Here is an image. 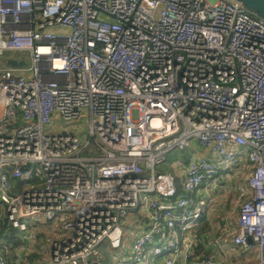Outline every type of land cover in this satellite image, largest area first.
Listing matches in <instances>:
<instances>
[{"label":"built area","instance_id":"2783aa9c","mask_svg":"<svg viewBox=\"0 0 264 264\" xmlns=\"http://www.w3.org/2000/svg\"><path fill=\"white\" fill-rule=\"evenodd\" d=\"M20 50L27 75L0 65L1 120L19 117L0 124V222L15 229L0 264L28 222L57 220L47 261L106 264L94 247H119L139 209L109 264H264L262 21L231 0H0V55ZM240 162L236 229L212 235L214 182Z\"/></svg>","mask_w":264,"mask_h":264},{"label":"rangeland","instance_id":"374dc122","mask_svg":"<svg viewBox=\"0 0 264 264\" xmlns=\"http://www.w3.org/2000/svg\"><path fill=\"white\" fill-rule=\"evenodd\" d=\"M54 30L65 31V28H55ZM4 54L21 56L26 64L28 63V51H5ZM2 58H0V64H3ZM3 66V65H1ZM192 147L186 146L182 149L174 147L170 149L166 154V159L154 165L156 171H172L173 161L180 160L185 161L186 157L191 153ZM226 176L217 177L214 182V193L221 194V202L223 203V210L225 214H235L237 209V200L244 195L245 183L244 173L246 169V163L240 162L236 166L228 168ZM213 183L209 181V187ZM205 195V192H202ZM231 204V205H230ZM228 209V210H227ZM207 213V217H208ZM142 215L143 212L139 209L136 212L129 213L122 217L123 220V234L121 236V244L119 247L111 248L108 245L107 239H102L95 247L94 250L99 255V259L106 264H109L113 257L117 256L131 244L132 233L135 229L142 227ZM60 226V221L57 220L54 223L50 221L44 222H28L27 229L25 231H17L18 237L14 241V246L11 248L8 259L9 264H45L44 260L47 257L46 251L51 236L54 232H57ZM245 255L239 254V258L236 263L243 262ZM240 259V260H239ZM46 264H54L51 261H47Z\"/></svg>","mask_w":264,"mask_h":264},{"label":"crops","instance_id":"0c3cea01","mask_svg":"<svg viewBox=\"0 0 264 264\" xmlns=\"http://www.w3.org/2000/svg\"><path fill=\"white\" fill-rule=\"evenodd\" d=\"M4 52L0 55V58H2L4 63L0 64V65L12 66L13 71L15 73H18V74H23V75H27L28 74V70L25 69V67L28 65V63L26 64V61L21 56H18L17 54L8 55V54H4ZM14 52H16V51H14ZM8 58H13L16 61H23L24 60V63L23 62H19L18 64L10 65L9 63H7V59ZM28 62H29V58H28ZM3 117H5V115L0 110V124H2L4 127L6 126L7 130H9L11 126L18 125V123H19V117H18L17 114L15 115L14 118H10V120L8 121L9 122L8 125H5L4 122L1 120V118H3ZM223 206L224 205L221 202L220 204L214 205L213 208L211 209V213H210L211 219H213L215 215H217V217H219V218L221 217V219H219L218 223H210L209 226H208V223L206 224L207 227L211 228L210 231H211L212 235H214V231L216 229L222 228L225 225L228 226L231 229V231H234L236 229V223H235V221H236V213L234 215L233 214L226 215L225 214V210H223ZM228 238H229V235L225 234V237L223 238V243H224V246H226V247L228 246V243H229L228 242ZM253 253H255V250H254ZM46 254H47V251H46ZM233 254H235V253H232L231 255H233ZM243 255H245V258H243V260H242L243 262L236 263V261L239 258V255H238L237 257H232L233 259H235V262H233V263L234 264H243V263H245L246 260H247V256H246V254H243ZM47 257H48V255H47ZM47 257L44 259L46 261V263H47ZM229 264H232V263L230 262Z\"/></svg>","mask_w":264,"mask_h":264},{"label":"water","instance_id":"95a60500","mask_svg":"<svg viewBox=\"0 0 264 264\" xmlns=\"http://www.w3.org/2000/svg\"><path fill=\"white\" fill-rule=\"evenodd\" d=\"M234 2L239 8L252 15L254 18L259 19L264 23V0H231ZM23 61H16L13 58H8L7 63L10 65L18 64ZM25 167V166H23ZM249 240V238H248Z\"/></svg>","mask_w":264,"mask_h":264},{"label":"trees","instance_id":"16d2710c","mask_svg":"<svg viewBox=\"0 0 264 264\" xmlns=\"http://www.w3.org/2000/svg\"><path fill=\"white\" fill-rule=\"evenodd\" d=\"M5 229H7V230L10 231V232L15 231V229L12 228L11 226H9L5 221L0 222V234H1ZM4 235L6 236V238H7V237H10V236L7 235V234H4ZM10 238H11V237H10Z\"/></svg>","mask_w":264,"mask_h":264}]
</instances>
